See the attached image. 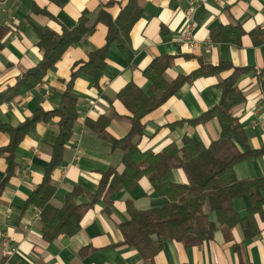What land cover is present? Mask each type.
I'll return each mask as SVG.
<instances>
[{
	"label": "crops",
	"instance_id": "1",
	"mask_svg": "<svg viewBox=\"0 0 264 264\" xmlns=\"http://www.w3.org/2000/svg\"><path fill=\"white\" fill-rule=\"evenodd\" d=\"M125 0H0V91L16 85L30 68L43 58L38 46L40 32L62 33L72 29L83 11H89L90 23L101 10L116 17ZM142 14L130 31L131 57L128 59L111 44L106 56L104 75L99 83L81 71L74 80L79 95V117L66 142L60 164L52 172L56 191L51 204L62 208L70 197L76 204L89 203L99 191L104 174L110 169L121 173L124 151L105 140L94 128L97 121L108 120L107 133L117 139L132 128L133 113L118 94L129 83L147 96L154 94L144 71L155 60L167 64V81L188 75L201 66L222 62L248 68L238 77L245 100L232 109L241 123L251 149L264 148V42L255 44L251 32L264 29V0H206L189 11V0H138ZM188 12L192 15L189 17ZM188 28L193 40L180 42ZM243 33L239 42L214 39ZM108 28L99 22L79 43L69 47L46 77L32 88L21 89L10 102L0 105V264H147L134 247L123 245L119 225L130 219L129 207L136 210L161 208L166 196L158 194L147 176L136 187L115 191L110 199L101 193L81 221L74 235L62 234L50 241L44 237L38 208L27 199L42 183L50 167L53 147L59 135L58 118L39 122L19 144L14 166L8 169V152H1L9 135L4 125L18 126L37 110L56 109L72 72L89 60V53L106 43ZM233 37V36H231ZM198 77L184 83L162 105L142 120L143 133L134 142L142 151L158 153L174 143L181 146L191 137L207 149L220 137L219 121L214 118L199 124L188 121L216 106L222 97L220 82L232 73ZM81 143L82 154L75 160L74 146ZM241 150H244L240 146ZM238 179L264 178V152L248 156L234 167ZM180 168L164 178L166 186L185 183ZM264 195V190H263ZM236 210L245 216L249 207L246 196L235 200ZM216 220L214 213L210 215ZM259 231L246 238L240 225L229 234L218 228L214 237L186 247L168 240L154 259L155 264H264V207L255 215Z\"/></svg>",
	"mask_w": 264,
	"mask_h": 264
},
{
	"label": "trees",
	"instance_id": "2",
	"mask_svg": "<svg viewBox=\"0 0 264 264\" xmlns=\"http://www.w3.org/2000/svg\"><path fill=\"white\" fill-rule=\"evenodd\" d=\"M116 17L101 10L96 21L90 23L89 11L85 10L79 16L77 24L72 29L65 28L62 33L53 31L40 32L38 46L43 51L40 62L27 70L15 86L0 91V105L10 102L17 97L23 88L32 89L41 82L48 71L62 58L66 50L79 43L99 22L107 28L106 43L99 49L89 53V60L77 71L72 72L62 93L60 105L51 111L37 110L18 126L4 125L1 130L6 132L9 143L1 148L8 152V169L14 166L16 150L23 138L34 131L39 122L58 118L59 135L53 147L50 167L45 172L43 181L27 199V205L40 209L39 219L45 238L52 241L62 234L74 235L81 229V221L85 212L99 199L101 193L109 200L117 190L132 189L137 186L139 179L147 176L155 191L166 196L168 202L161 208L136 210L129 207L130 219L119 225L123 235V245L137 249L147 261L155 264L154 259L163 250L165 242L176 240L186 247L198 245L214 237L218 228H223L226 234L237 225L243 229L246 238L257 235L259 227L256 214H263L264 207V178L238 179L234 167L249 155L256 157L264 152V148L251 149L247 143L244 129L232 114L234 106L245 100L243 90L238 87V77L248 68L222 62L219 65L201 66L188 75H179L172 81H167L164 73L167 64L155 59L144 71V75L152 84L154 94L145 95L141 88L129 83L118 94L131 109L132 128L127 136L121 139L111 137L107 133L108 120L97 121L94 128L111 144V148L120 147L124 151V169L119 173L115 169L107 171L100 183L99 191L86 204H76L70 199L65 201L62 208L51 204L56 191L52 172L60 164L66 142L72 136L75 123L79 117V95L74 92V80L79 72L84 71L99 83L104 75L106 56L111 44H116L119 50L128 58L131 57L130 31L142 14L138 0H125ZM237 35L214 39L240 41L242 31ZM255 44L264 42V29L251 32ZM233 36V37H231ZM233 70L231 75L220 82L222 97L220 102L199 117L189 120L191 124H199L216 118L220 125V137L207 149L191 137H185L181 146L174 143L162 151H142L134 142L136 135L143 133V118L162 105L180 87L198 77L217 75L225 70ZM240 146L244 150L240 149ZM175 168L184 171L188 181L172 183L166 186L163 178ZM246 196L249 207L245 216H241L235 207V200ZM215 215L212 220L210 215ZM189 264V263H185ZM247 264V263H239ZM253 264V263H251Z\"/></svg>",
	"mask_w": 264,
	"mask_h": 264
},
{
	"label": "built area",
	"instance_id": "3",
	"mask_svg": "<svg viewBox=\"0 0 264 264\" xmlns=\"http://www.w3.org/2000/svg\"><path fill=\"white\" fill-rule=\"evenodd\" d=\"M206 0H189V11L191 12V9L195 8V5H199L202 2H205ZM188 12V16L190 17L192 14ZM193 40V35H192V29L188 28L181 36H179V41L180 42H190ZM40 86V83L38 84V87ZM75 150V155L74 158L75 160L79 161L81 158L82 154V148H81V143L78 141L75 143L74 146ZM40 215V209L37 211V217Z\"/></svg>",
	"mask_w": 264,
	"mask_h": 264
}]
</instances>
